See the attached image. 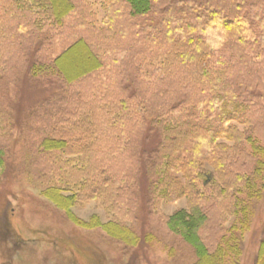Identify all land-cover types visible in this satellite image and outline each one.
Wrapping results in <instances>:
<instances>
[{
    "label": "rangeland",
    "instance_id": "obj_1",
    "mask_svg": "<svg viewBox=\"0 0 264 264\" xmlns=\"http://www.w3.org/2000/svg\"><path fill=\"white\" fill-rule=\"evenodd\" d=\"M151 1L147 14L133 15L121 0H71L73 10L56 21L44 6L0 0V264H193L191 246L166 226L169 216L198 206L209 250L243 218L232 209L237 177L253 166L250 145L210 144L219 162L196 169L213 174L208 184L195 171L175 170L174 157L194 141L186 131L203 123L201 111L210 112L203 108L218 90L216 76L248 110L246 123L232 127L264 148V51L227 35L203 61L187 59L199 33L178 31L186 0ZM201 1L225 13L239 7L247 18L250 4L264 13V0ZM78 38L101 67L68 82L47 67ZM45 139L61 146L48 150ZM48 188L76 200L63 207ZM257 190L241 194L247 227L227 264H255L264 241V174ZM109 221L128 227L137 243L113 237Z\"/></svg>",
    "mask_w": 264,
    "mask_h": 264
},
{
    "label": "trees",
    "instance_id": "obj_2",
    "mask_svg": "<svg viewBox=\"0 0 264 264\" xmlns=\"http://www.w3.org/2000/svg\"><path fill=\"white\" fill-rule=\"evenodd\" d=\"M28 1L32 5L44 6L50 12L51 17L56 21L61 20L68 15L74 8L71 0H63V3H54L53 0H22ZM124 1L130 8L133 15H145L152 7L151 0H121ZM187 5L183 10L179 11L187 21L183 20L182 27L178 31L187 29V32L192 34L194 31L199 33L195 40L198 42L193 44L194 50L185 58H195L197 62L203 61L210 52L221 47L227 35L235 37V40L240 44H255L258 48L264 51V13L259 16L257 8L250 4L254 9L250 12L251 18H247L241 13L239 7L231 11L224 12L222 10L213 9L208 1L201 0H186ZM184 4V1H182ZM182 17V18H183ZM190 17V18H187ZM188 19L190 22H188ZM186 39L190 43L194 38L192 35ZM194 40V41H195ZM72 53L71 56L68 54ZM187 52L181 54L184 55ZM69 56V58H65ZM54 72L64 76L65 81H73L86 73L96 70L101 67V61L95 54L92 46L85 40L78 38L58 54L49 68ZM37 72L44 67H34ZM215 84L218 85V90L210 96L208 105L210 112L201 111L200 117L203 123L189 128L186 132L193 131L194 141H190L189 149H184L174 157L173 168L177 171L185 172L188 176L190 170L198 178H203L204 184H208L212 179V173L207 169L204 172L196 171L197 167H201L203 163L216 164L220 158H215L209 150L210 144H214L218 138L224 140H233L234 142L245 141L250 145V156L253 159V166L248 175L238 176L240 188L237 190L239 195L234 194L232 215L235 217L242 216L238 219V224L232 223L225 234L221 235L215 247L209 250L204 244L199 235L200 228L205 224L207 217L205 213L198 207L192 206L185 213L183 211L175 213L174 216H169L166 220V226L169 231L178 235L186 242L195 254L196 260L193 264H227L231 258L239 253L238 236L242 231L246 230L247 223L246 210L247 207L243 204L241 194H246L252 197L257 194V181L264 174V148L258 145L247 129L242 130L237 127H232V122L246 123L248 110L244 103L236 98L233 87L225 83L218 76L215 77ZM196 129V130H194ZM202 130V132H197ZM184 131V130H183ZM184 131V132H185ZM236 142V143H237ZM42 145L46 149H56L61 146L60 141L54 139H45ZM191 146V147H190ZM174 148H177L173 145ZM183 157L186 161L180 162L179 158ZM49 191V192H48ZM63 189L46 190V195L54 202L63 207H70L76 200L75 194H63ZM60 194V195H59ZM97 217H93V221ZM113 237L126 243L136 244L138 237L128 227L109 221L104 227ZM264 241L260 242V247L257 251L255 264H264Z\"/></svg>",
    "mask_w": 264,
    "mask_h": 264
}]
</instances>
